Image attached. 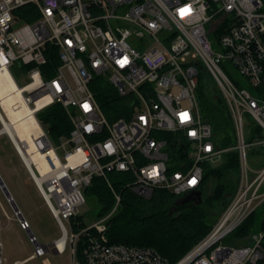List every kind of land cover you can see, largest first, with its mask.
I'll list each match as a JSON object with an SVG mask.
<instances>
[{"label":"built area","instance_id":"1","mask_svg":"<svg viewBox=\"0 0 264 264\" xmlns=\"http://www.w3.org/2000/svg\"><path fill=\"white\" fill-rule=\"evenodd\" d=\"M25 4L35 7V19L16 12ZM54 52L59 64L46 76L41 65ZM1 68L19 87L32 131L29 141L10 132L4 120L13 123L0 103V134L12 142L60 228L56 239L65 237L74 259L80 244L85 264H264V163L247 165L248 147L264 153V0H0ZM201 71L225 100L229 145L220 144L203 118ZM97 76L123 98L124 115L109 117L101 109L91 89ZM54 102L71 123L69 134L56 138L38 117ZM162 131L181 135L185 144L186 157L174 160L178 168L170 167ZM231 151L238 158L235 188L208 233L177 261L152 246L108 239L106 222L120 202L109 172H125L126 185L143 197L155 188L183 197L201 190L204 164ZM32 154L41 157L43 171ZM93 176L104 178L114 203L86 224L75 217ZM258 210L259 228L251 233ZM247 219L249 232L235 235ZM232 233L237 245L223 241ZM34 239L29 236L31 257L40 256ZM2 250L0 240V264Z\"/></svg>","mask_w":264,"mask_h":264},{"label":"trees","instance_id":"2","mask_svg":"<svg viewBox=\"0 0 264 264\" xmlns=\"http://www.w3.org/2000/svg\"><path fill=\"white\" fill-rule=\"evenodd\" d=\"M26 10H31V12L26 13ZM16 12L26 21H31L37 16L35 7L31 4L18 7ZM58 64L56 52L47 54L46 63L41 65L43 74L46 76L53 74L54 68ZM91 89L96 101L107 116L124 115L123 98L117 95L113 86L109 85L106 80H102V76L94 78ZM197 91L203 118L212 125L221 145L231 144L233 142V127L223 96L220 92L216 96H212L201 78ZM38 117L52 138L69 134L71 123L67 112L59 102H54L42 109L38 113ZM160 135L165 138L169 147L170 167L178 168L174 160L184 159L187 154L181 135L169 131H162ZM224 169L237 172L238 158L235 151L227 153L224 163L220 166L213 167L204 164L203 181L211 173L216 174L219 180L213 193L206 198L202 197L200 203L191 200L182 201V197L165 188H155L149 197H143L126 185L129 177L125 172H109L107 175L120 195V202L116 211L106 222L108 239L111 242L152 246L167 257L171 263L177 261L210 230L213 222L209 223L205 220L208 213L207 208L212 205V200L225 190V185L220 178L221 171ZM235 180L228 188L229 194L221 209L235 188ZM85 192L97 197L100 203V208L97 211L98 217L105 214L114 203L110 188L101 176H93ZM75 219L81 220L82 217L78 215ZM249 227L250 219H247L235 229L234 234H247ZM75 259L79 264H85L80 244L76 248Z\"/></svg>","mask_w":264,"mask_h":264},{"label":"rangeland","instance_id":"3","mask_svg":"<svg viewBox=\"0 0 264 264\" xmlns=\"http://www.w3.org/2000/svg\"><path fill=\"white\" fill-rule=\"evenodd\" d=\"M212 37L213 35H210V38ZM199 75L207 84L210 94L216 96L219 90L210 76L202 71ZM240 81L241 85L245 86L252 94H257L253 86L248 85L243 79H240ZM19 83L22 84L23 81H19ZM247 120L245 117V124H247ZM0 128H2L1 123ZM223 163L224 159L222 158L216 160L212 165L213 167L220 166ZM263 163L264 153L254 151L252 147H248V167L250 169H258L262 167ZM221 172L220 178L223 185H225V190L216 199H213L212 205L207 208L208 213L205 220L209 223L216 220L229 194L228 188L232 186L237 174L235 170L231 171V169H224ZM0 176L19 210V214H17L0 187V240L3 242L4 257L9 259L10 262L13 258H19L23 260L22 264H75L74 256L69 247L65 248L62 252L47 249L44 256H33L26 259L27 256L33 254L34 247L33 243L29 240L28 230L22 225V219L28 222L29 231L40 242L45 244H49L59 237L61 231L56 220L45 205L33 180L23 166L12 142L4 133L0 134ZM218 180L217 175L213 173L206 177L201 185L203 198L213 193ZM84 197L85 203L81 206L80 212L83 221L86 224H91L99 218L97 211L100 208V203L94 194L84 192ZM260 219L261 214L258 210L256 215L257 222L254 225L255 227L251 229V233L256 232L259 228ZM234 240L232 233L223 241L237 245L239 241ZM240 243H248V240L240 241ZM10 262L4 260V264H9Z\"/></svg>","mask_w":264,"mask_h":264},{"label":"bare ground","instance_id":"4","mask_svg":"<svg viewBox=\"0 0 264 264\" xmlns=\"http://www.w3.org/2000/svg\"><path fill=\"white\" fill-rule=\"evenodd\" d=\"M0 103L7 111L11 119V123H13L12 126L4 120L5 127L10 132H12V128H13L16 131V134L18 135L20 140L29 141L32 127L30 125L31 119L28 114V110H27L28 108L22 101L19 87L16 86L13 78L9 74L8 70L5 68L0 69ZM13 103H18L17 105L20 106L17 109H13L12 108ZM15 138L17 139V141H19L16 136ZM31 159L38 162V164H41V171L45 169V166L42 164L43 161L41 160V157L38 154H32ZM22 223L25 225V228L28 230V225L24 223L23 219H22ZM33 236L34 235L32 234L31 237ZM64 239L65 237L62 236L49 244L42 243L37 239H34V242L38 247L40 256L42 255L44 256L47 249L56 252H62L64 250Z\"/></svg>","mask_w":264,"mask_h":264},{"label":"water","instance_id":"5","mask_svg":"<svg viewBox=\"0 0 264 264\" xmlns=\"http://www.w3.org/2000/svg\"><path fill=\"white\" fill-rule=\"evenodd\" d=\"M0 186L2 188V190L4 191L5 195L7 196L8 200L10 201L13 209L16 211L17 214H19V210L16 207L14 201L12 200V197L4 183V181L2 180L1 176H0ZM194 201L195 203H200L202 201V191L201 190H196V191H192L187 195H184L182 197V201ZM28 235L31 236L32 233L29 231L28 229Z\"/></svg>","mask_w":264,"mask_h":264},{"label":"crops","instance_id":"6","mask_svg":"<svg viewBox=\"0 0 264 264\" xmlns=\"http://www.w3.org/2000/svg\"><path fill=\"white\" fill-rule=\"evenodd\" d=\"M23 166H24V165H23ZM26 222H27V221H26ZM27 223H28V222H27ZM36 239H37V238H36ZM37 240H38V239H37ZM2 243H3V242H2ZM2 251H3V250H2ZM31 255H32V254H30L29 256H27L26 259L31 258ZM3 256H4V255H3ZM4 260H6V262H7V261L10 262V260L7 259V258H5V257H4ZM24 260H25V259H24ZM15 261H16L17 263H19V264H22V262H23V260H20L19 258H13L9 264H13Z\"/></svg>","mask_w":264,"mask_h":264}]
</instances>
